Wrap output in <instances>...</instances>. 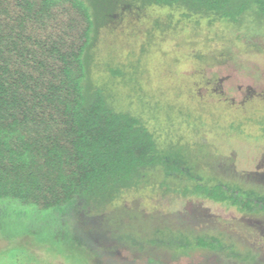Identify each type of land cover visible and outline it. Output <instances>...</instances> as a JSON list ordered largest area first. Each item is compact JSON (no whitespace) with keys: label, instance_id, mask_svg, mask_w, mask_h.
Masks as SVG:
<instances>
[{"label":"rangeland","instance_id":"rangeland-1","mask_svg":"<svg viewBox=\"0 0 264 264\" xmlns=\"http://www.w3.org/2000/svg\"><path fill=\"white\" fill-rule=\"evenodd\" d=\"M169 12H114L94 40L90 76L108 82L117 108L140 117L161 152L175 147L199 180L149 170L139 186L85 215L71 241L84 240L83 248L0 233V264H264V208L244 213L183 191L223 182L264 196V34L251 40L246 27L210 26L208 16L169 19ZM227 48L234 59L222 57ZM118 67L128 75L113 77ZM197 236L224 248L195 247Z\"/></svg>","mask_w":264,"mask_h":264},{"label":"trees","instance_id":"trees-1","mask_svg":"<svg viewBox=\"0 0 264 264\" xmlns=\"http://www.w3.org/2000/svg\"><path fill=\"white\" fill-rule=\"evenodd\" d=\"M150 7L170 9L169 19L208 16L210 26L246 27L251 40L264 34V0H0L2 235H38L56 249L66 241L64 251L83 248L84 240L71 241L85 215L139 186L145 172L161 167L167 176L197 179L175 147L161 152L144 121L117 108L108 82L90 76L93 43L110 16ZM229 50L226 60L235 58ZM111 73L124 77L128 70ZM183 191L244 213L264 208V196L223 182L198 181ZM194 246L224 248L212 236L195 237Z\"/></svg>","mask_w":264,"mask_h":264}]
</instances>
